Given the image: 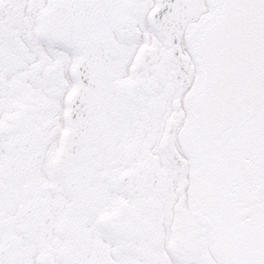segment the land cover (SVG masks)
I'll return each instance as SVG.
<instances>
[{"label": "snow or ice", "instance_id": "snow-or-ice-1", "mask_svg": "<svg viewBox=\"0 0 264 264\" xmlns=\"http://www.w3.org/2000/svg\"><path fill=\"white\" fill-rule=\"evenodd\" d=\"M0 264H264V0H0Z\"/></svg>", "mask_w": 264, "mask_h": 264}]
</instances>
